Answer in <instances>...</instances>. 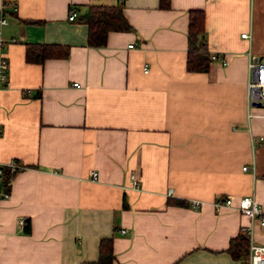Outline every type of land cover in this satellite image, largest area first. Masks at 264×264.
Returning <instances> with one entry per match:
<instances>
[{
	"label": "crops",
	"instance_id": "1",
	"mask_svg": "<svg viewBox=\"0 0 264 264\" xmlns=\"http://www.w3.org/2000/svg\"><path fill=\"white\" fill-rule=\"evenodd\" d=\"M119 2L129 28L89 46L81 16ZM0 10V166H23L0 197V264L95 261L103 238L111 264H241L228 249L249 219L215 203L252 195L264 207V104L247 93L249 63L264 59V0H0ZM199 10L201 45L226 64L196 72L188 24ZM37 44L59 54L27 61ZM252 231L264 246V228Z\"/></svg>",
	"mask_w": 264,
	"mask_h": 264
},
{
	"label": "trees",
	"instance_id": "2",
	"mask_svg": "<svg viewBox=\"0 0 264 264\" xmlns=\"http://www.w3.org/2000/svg\"><path fill=\"white\" fill-rule=\"evenodd\" d=\"M204 12L191 11L189 17L188 41L190 47V57L187 61V69L196 72L205 71L211 62L210 55L205 52V48L201 45L200 35L203 34ZM82 21L87 29V44L91 47H101L106 44V39L111 31L125 30L129 28L126 17L123 13V4L117 3L114 6L106 7L101 5L89 6L84 15L81 16ZM57 47L52 45H28L26 50V60L38 63L45 58L56 56ZM64 54L63 57H65ZM12 175L5 173V184L12 178ZM24 231L29 232V226L26 225ZM99 257L95 261L84 262L81 264H111L114 259L112 250V239L103 238L98 242ZM229 253L235 259L245 261L249 246L245 234L242 232L235 239L230 241Z\"/></svg>",
	"mask_w": 264,
	"mask_h": 264
},
{
	"label": "built area",
	"instance_id": "3",
	"mask_svg": "<svg viewBox=\"0 0 264 264\" xmlns=\"http://www.w3.org/2000/svg\"><path fill=\"white\" fill-rule=\"evenodd\" d=\"M68 19L69 20H75L76 19V13L74 9H70L68 13ZM7 21L6 18L3 16L2 11L0 10V26L6 25ZM245 33L241 34V38L245 37ZM132 45H130L131 47ZM211 60L215 61L218 60L220 61L223 65L226 64V60L222 57H220L217 54H211ZM7 63L4 62L3 60H0V76L1 80H4L5 76L4 73L7 69ZM249 68L253 72V77L251 80H249L247 83V93H248V98L249 102H254L257 101L260 104H264V59L260 60L259 62L256 63H249ZM75 87H79L77 83L74 84ZM260 141H263V137L259 138ZM23 169L22 165H19L15 160H11V162L4 164L3 166H0V197H8L9 195L7 192L4 190V180L3 177L5 176V173H9V175L15 174L18 171ZM243 171L247 170V167L244 166L242 167ZM131 180H132V187H137L136 185V177L131 174L130 175ZM91 177L93 179H97V173L96 172H91ZM190 207L193 208H198L200 206V202L197 200H190L188 202ZM228 207V208H234L239 211L240 214L244 215L249 219L250 225L248 227L242 228L241 231L246 236V239L248 241V246H249V252L248 256L245 261H242L241 264H264V246L259 245L253 241L252 238V225L257 223L260 227L264 228V207L259 204L256 199L250 195V196H245L242 198H239L237 200V203L234 204L232 202V199L226 198L224 201H218L215 203V207L217 209H220V207ZM19 224H23V220L19 221ZM123 231V230H122Z\"/></svg>",
	"mask_w": 264,
	"mask_h": 264
},
{
	"label": "water",
	"instance_id": "4",
	"mask_svg": "<svg viewBox=\"0 0 264 264\" xmlns=\"http://www.w3.org/2000/svg\"><path fill=\"white\" fill-rule=\"evenodd\" d=\"M252 105L261 106V104L257 101L252 102Z\"/></svg>",
	"mask_w": 264,
	"mask_h": 264
},
{
	"label": "rangeland",
	"instance_id": "5",
	"mask_svg": "<svg viewBox=\"0 0 264 264\" xmlns=\"http://www.w3.org/2000/svg\"><path fill=\"white\" fill-rule=\"evenodd\" d=\"M252 77H253V72H252ZM251 80V79H250Z\"/></svg>",
	"mask_w": 264,
	"mask_h": 264
}]
</instances>
